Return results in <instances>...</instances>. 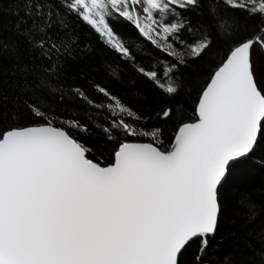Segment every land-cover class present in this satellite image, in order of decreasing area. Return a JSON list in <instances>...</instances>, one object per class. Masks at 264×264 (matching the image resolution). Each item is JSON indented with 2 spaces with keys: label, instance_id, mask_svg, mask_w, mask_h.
Here are the masks:
<instances>
[{
  "label": "snow or ice",
  "instance_id": "1",
  "mask_svg": "<svg viewBox=\"0 0 264 264\" xmlns=\"http://www.w3.org/2000/svg\"><path fill=\"white\" fill-rule=\"evenodd\" d=\"M16 2L10 26L0 6V264H264V227L224 235L234 172L264 169V0ZM128 72L170 102L154 111L171 136L111 86ZM239 205L255 228L257 202ZM226 239L236 254L210 259Z\"/></svg>",
  "mask_w": 264,
  "mask_h": 264
},
{
  "label": "trees",
  "instance_id": "2",
  "mask_svg": "<svg viewBox=\"0 0 264 264\" xmlns=\"http://www.w3.org/2000/svg\"><path fill=\"white\" fill-rule=\"evenodd\" d=\"M0 6L3 9V23L5 26H10L15 21L16 17L11 13L17 8L21 9L23 15L22 4L16 0H0ZM116 29L128 39L129 43L139 52L143 47L141 41L137 38L135 30L127 24L119 23ZM4 36L11 38L13 33L5 31ZM105 82L108 81L105 79ZM199 81L197 86H199ZM117 93L121 94L126 102L134 105L142 112H150L153 114L151 123L154 126L161 127L167 136H171L173 131V124L171 122H161L155 118V111L166 103H170L165 97L156 92L151 85L141 77H138L133 72H128L127 81L124 84L111 85ZM132 89V91H129ZM183 103L187 106L184 117L187 118L192 114V106H194L195 92L186 93L182 98ZM107 155V154H106ZM109 162L108 160L105 161ZM229 194V210L228 219L225 225V237H229L231 233L240 235L242 233L251 232L253 237H258L261 227H264V169L260 167L245 166L237 169L234 172V179L228 188ZM249 195L257 202L256 211L259 214L257 226L252 228L246 226L244 215L247 209L239 205V200ZM237 252L234 242L226 239L225 245L220 249L219 255H213L210 259L219 261L222 257L234 256Z\"/></svg>",
  "mask_w": 264,
  "mask_h": 264
}]
</instances>
